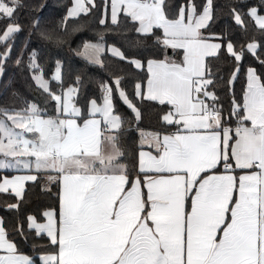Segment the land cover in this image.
Listing matches in <instances>:
<instances>
[{"label":"snow or ice","instance_id":"6c2138e0","mask_svg":"<svg viewBox=\"0 0 264 264\" xmlns=\"http://www.w3.org/2000/svg\"><path fill=\"white\" fill-rule=\"evenodd\" d=\"M48 8L0 0V77L11 64L40 97L13 90L0 105V193L11 190L17 211L26 185L55 196L12 235L0 219V264H264V71L242 63L251 54L264 69V0H70L54 27ZM224 11L230 23L217 34ZM93 16L134 35L126 51L98 32L78 55L104 72L107 59L140 72L131 95L124 76L107 75L81 105L84 78L66 82L59 59L46 71L42 49ZM247 21L262 39L237 50L230 29L247 33ZM144 106L155 109L153 130L142 127ZM30 239L38 261L20 252Z\"/></svg>","mask_w":264,"mask_h":264},{"label":"trees","instance_id":"16d2710c","mask_svg":"<svg viewBox=\"0 0 264 264\" xmlns=\"http://www.w3.org/2000/svg\"><path fill=\"white\" fill-rule=\"evenodd\" d=\"M49 8L46 15H51L52 20L49 24V27H54L60 20L61 15L65 12L66 6H70V0H46ZM99 2V0H97ZM173 3L178 2V0H172ZM260 0H250V3L258 5ZM217 3H223V0H217ZM21 23H27V19L23 12L20 13ZM228 21V16L226 11L217 13V20L213 25V31L219 34L221 30L225 27V24ZM230 23V22H229ZM248 31L247 33L242 32L239 29H230V32H233V42L236 45L237 50L240 49L241 45H247L253 37L257 40L262 39L257 30L253 27L251 21H247ZM3 26L0 25V28ZM75 27L72 21H69V33L70 35L66 37V42L60 47L56 48L53 45H46L42 49L43 58L42 64L45 67V70L53 69L55 60L59 59L62 61L64 69V79L66 82H71L75 78V75L79 74L84 78L85 89L81 93L80 104H84L85 93L90 98H98L100 96L97 81L101 77H106L107 75H122L125 77L124 87L127 89L128 93L131 95L132 92V77L131 72L139 73L140 70L131 69L126 64L122 67H118L116 62L111 59L105 60L106 72L101 71L98 67H92L85 60L81 59L78 56V52H81L83 49V44L85 41L96 43L98 40L97 33L104 32L105 40L110 45H115L121 47L123 50L127 49L126 41L129 37H132L134 33L131 32L130 26L127 23L122 22L119 29L113 31H106L102 26L99 25L98 20L95 16L91 17L88 20L87 27L81 32H72V28ZM26 31L19 34L18 38L15 41L16 50L23 45L26 40ZM171 51V50H169ZM153 49L151 44L148 45L145 56H151ZM15 55V51L13 53ZM221 65L229 63L225 60L219 62ZM244 64L243 72H246L248 67H254L258 72L264 71L261 69L258 61L247 54L245 59L242 61ZM142 75V74H140ZM244 76L241 75V81H243ZM241 84L237 83L236 91L239 95ZM16 90L22 93L24 96H27L29 99H35L40 101V97L35 93L33 89L29 87V82L26 81L23 75L17 72L14 67L9 64L5 74L0 77V105H3L7 97L10 95L11 91ZM221 101L224 106L225 114H227L229 108V96L221 91ZM147 104V102H146ZM118 110L120 113L127 115L126 107L118 104ZM143 110L145 111L146 118L142 124V127L145 130H153L157 127L156 124V115L155 109L144 106ZM135 127V126H133ZM131 138H135L137 134L133 131L129 133ZM5 173H0V178H3ZM16 198L10 193H0V219H3L5 226L8 228L9 234L12 235L13 227L16 224L17 220L26 221L28 215H33L40 217L44 210H47L50 206H55V196L51 198L48 195H45L39 188L32 187L30 185L25 186V196L24 199L20 202L19 211L9 210L7 208L8 204L15 203ZM46 239V238H45ZM43 243V241H41ZM20 252L23 255L31 256L33 259L38 261V256L33 254L32 251V240L30 239L27 244L20 243Z\"/></svg>","mask_w":264,"mask_h":264},{"label":"rangeland","instance_id":"374dc122","mask_svg":"<svg viewBox=\"0 0 264 264\" xmlns=\"http://www.w3.org/2000/svg\"><path fill=\"white\" fill-rule=\"evenodd\" d=\"M81 52H83V49H82V51ZM81 59H83V60H85L82 56H80V55H78ZM86 61V60H85Z\"/></svg>","mask_w":264,"mask_h":264},{"label":"crops","instance_id":"0c3cea01","mask_svg":"<svg viewBox=\"0 0 264 264\" xmlns=\"http://www.w3.org/2000/svg\"><path fill=\"white\" fill-rule=\"evenodd\" d=\"M9 178H10V175H9ZM6 193H10L11 194V190H9V192H6ZM12 195H14V194H12Z\"/></svg>","mask_w":264,"mask_h":264},{"label":"water","instance_id":"95a60500","mask_svg":"<svg viewBox=\"0 0 264 264\" xmlns=\"http://www.w3.org/2000/svg\"><path fill=\"white\" fill-rule=\"evenodd\" d=\"M171 53V51H169Z\"/></svg>","mask_w":264,"mask_h":264}]
</instances>
